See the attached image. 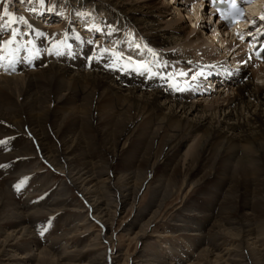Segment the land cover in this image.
I'll return each instance as SVG.
<instances>
[{
	"label": "bare ground",
	"instance_id": "1",
	"mask_svg": "<svg viewBox=\"0 0 264 264\" xmlns=\"http://www.w3.org/2000/svg\"><path fill=\"white\" fill-rule=\"evenodd\" d=\"M102 2L110 15L107 18L106 14L103 19L113 21L116 24L105 33L107 41L112 37L117 39V48L114 50L118 51L122 43L119 37L120 26L122 27L126 23L133 25L134 28L136 26L139 34L143 37V42L147 45L145 48V56L146 54L147 56L142 63H146L145 65L151 71L144 73L142 71L139 72L142 74L137 75L126 57L121 62L116 57H108L102 54L96 40H91L85 36L79 40V47H81L79 52L74 51V48L71 47L73 42L70 41L78 39L74 34L72 36V33H70L72 40H62L64 51L61 49L62 52L54 57L46 52L54 38L53 34L49 32L45 36L42 32L44 28L35 22L30 23L28 27L33 40L32 46L35 44L36 50L34 49V52L32 50L27 51L21 56L19 52L14 51L16 47L13 46L14 50L11 57L13 68L0 66V123L5 122L8 126H15L16 129V131L6 129L7 133L3 135V128H6V125L3 128L0 126V139H3V136L9 137L22 131L32 137V142L29 143L30 145H25L24 148L20 147V150L6 154L3 152L0 156V164L2 161L17 159L14 166L24 167L27 165V161H21V159L29 155L32 156V154L41 155L49 164L60 168L62 173H67L71 185L75 186L86 199L87 210L91 214L94 213L93 218L95 217L105 223L106 228L110 223L111 205L102 199L100 190L107 188L112 192L116 202L115 212L121 210L123 204L130 199L132 181L136 175V170H139L136 165H133L138 158L139 154L137 153L132 158L127 159L125 163V172L132 168L131 172L121 174L123 182H118L119 177L117 173H114L112 164L113 161L120 158L121 154L117 153L112 146L118 147L125 139L141 144V146L138 144L139 153L146 143V168L152 167L155 162H165L168 159L173 161L180 153L181 148L188 142L187 139L192 137L201 141L197 161L202 159L203 163V165H199L198 162L197 165L196 162L194 165L204 168L205 178L209 176L207 180L212 177L210 175L212 171L220 168V172L224 174L222 183H225L229 176L228 169L232 170V174L240 175L242 179L246 177V170L249 167L256 168L257 173H259V168L264 167V84L254 82L257 77L252 80V76L262 73L260 79L264 80V67L260 68L259 71L258 69L249 70L246 63L241 65L238 71H232L226 68L227 65L224 64L226 62L217 64L214 61L213 57L210 56L209 51H212L211 49L205 52L199 44L190 48L188 46L190 42L200 41V26L197 25H202L203 22L201 23L200 19L203 20L204 17L198 15V8L194 11L195 14L193 12L189 16L187 15L188 12L184 11L191 23L190 27L184 23L185 16L182 17V13L179 11L180 7L175 6L178 0H172L171 5L162 2V0H102ZM258 5L259 2L257 1L252 7L254 13L258 11ZM96 6L103 10L101 4ZM191 6L193 5L191 4ZM166 16L171 17V21H164ZM242 27L243 24L241 23L235 25L231 30L242 29ZM227 34L230 36V33L224 31L222 36L224 35L226 39ZM186 35L190 41L186 45L189 48L181 47V50L185 51L177 49V52L173 50L159 52L163 61L160 62L161 65L156 61V67L162 70L164 62H172L174 67L180 68L181 72H192L199 66H206L210 62L212 66L217 65L219 67L217 72L220 74L221 85L226 87L224 93L216 94L209 100L192 101L187 92L193 94L194 91L198 90L199 82L197 80H195L197 84L190 83L192 87H197L196 89L188 88L183 93L178 92L174 88L175 86L170 84V80L162 74L163 70L161 72L160 69L153 68L152 59L155 53L148 48L150 47L148 45L157 48L166 46L175 40L177 43V40L186 38ZM213 35L215 36L214 33L210 34V36ZM225 39L221 41L220 45ZM203 43H207L208 47L210 45L208 40L203 41ZM128 50L125 51L129 53ZM81 51L84 54L83 58ZM94 51L91 66L86 67L85 56L90 57ZM8 54H11V50L5 56ZM192 54L193 59L190 58ZM232 54L234 51L231 52ZM73 55L79 60H77L78 58L77 61L73 60ZM101 55L103 56L100 57ZM109 59L108 65L112 70L103 72L102 68L107 65L105 61ZM82 66L87 70L82 69ZM19 69L18 75L2 76L1 74L2 70L17 72ZM145 73L146 75H144ZM202 94L206 95L207 92L204 91ZM60 111L64 118L59 124H56L54 120ZM71 119L70 123L69 120ZM103 122L110 124L108 127L113 128V126L120 125L127 130L119 133L114 144L104 140L103 143H100L97 136L105 133L102 128H99ZM63 127H65L64 130ZM79 127L80 130L76 134ZM91 144L93 145L92 151L89 148ZM158 146L160 147V154L155 157ZM210 159L212 160L209 163ZM180 160L181 158L176 163ZM102 162L107 163L105 170L98 168ZM168 162L165 165H168ZM228 164L232 165L233 168H226ZM11 165L13 166V164ZM8 176L11 178V174ZM101 176H104L103 179ZM16 177L21 178L20 175ZM232 178L234 180L236 177L232 175ZM144 180L143 185L150 184L147 177ZM255 181V184L260 182L264 184V178H260V176ZM133 197L134 200L132 199L133 201L130 203L131 207L136 200V195ZM11 202L8 192L0 186V215L4 216L7 213L11 216V220L6 221L8 224L0 222V256L5 252L8 255L10 253L8 249L15 250L20 247L26 249L29 247V251L24 256L14 257L11 255L7 259L13 258L16 264H29V261L24 258L34 257L32 245L35 244L31 241V232L27 229L29 226L27 225L26 214L32 215V213L17 211ZM65 202L66 199L61 201L54 198L50 203L51 205L49 204L51 207L49 210L52 212L55 207L64 205ZM153 204H155L154 201H151L149 207ZM57 210L62 209H55V211ZM200 213L203 214L198 212L197 217L204 216V214L199 215ZM196 215L193 213L185 214V217H195ZM113 219L111 220L113 221ZM5 225H7L6 229H10L8 232H5ZM239 230L241 231V229ZM252 230L253 228L249 224H245V228L243 226L242 229L243 235L239 234L236 238L238 242L243 245L247 238L248 240L251 239L249 232ZM192 235L197 237L200 234L193 233ZM144 236L143 234L140 239ZM105 238L106 242H111L110 238ZM253 238L255 241L259 240L257 236H253ZM193 239L197 240L198 238L194 237ZM218 248L219 244H216L212 249L202 250L199 253V261H202L203 256H220L227 264H245V260L240 254L225 251L227 257L223 258L222 254L214 252ZM43 251L38 250L37 255L44 256L40 259L48 262L46 264H71L70 261H79L82 258L80 256L82 252L74 249L58 258L48 260L45 258L48 254ZM260 251H264V248ZM147 252V250H143L140 254V264L149 260L148 254H145ZM261 253L260 255L264 256V252ZM160 256L158 252L155 260L161 259L163 264H168L166 259ZM235 256H238V259ZM114 257L117 258L118 255Z\"/></svg>",
	"mask_w": 264,
	"mask_h": 264
},
{
	"label": "rangeland",
	"instance_id": "2",
	"mask_svg": "<svg viewBox=\"0 0 264 264\" xmlns=\"http://www.w3.org/2000/svg\"><path fill=\"white\" fill-rule=\"evenodd\" d=\"M162 2H167L168 5H171L172 0H162ZM100 4L103 10L96 6ZM181 4L182 1L178 0L175 6L180 7L179 11L182 13V17L185 16L184 23L191 27L189 18L186 17L184 11H187V15L189 16L192 14L194 8L191 4L186 6V8ZM105 7L102 0H45L43 5L39 3V0H33L31 3L26 2V0H7V2H5V0H0V14L3 13L4 9H7L10 14L16 17L22 16L27 21V24H25L17 20L7 30L0 31V42L7 41L11 38L13 29H19L22 33V35L16 37V40L12 44L4 47L2 52L10 53L11 48V54L6 56L0 55V57H3V59H0V64H6L4 65L5 67L9 65L8 67L13 68L11 63L12 51L14 50L13 46L16 47L15 49L19 48L18 52L20 55L35 49L36 45L34 44V46H32L33 40L30 28L28 27L30 23L35 22L37 25L44 28L42 32L45 36L49 32L53 34L54 38L52 42H50L49 49L46 52L54 57L59 55L57 53L64 51L62 40L67 39V41H69L71 35L73 36L74 34L78 39L70 41L73 42L71 47L72 49L74 48V51L79 52L81 48L79 47L80 39L85 37L91 40L95 39L99 44L98 47L101 49L102 54L108 57H116L114 53L122 54L127 58L126 60H128V62L130 58L131 62L129 63L132 68L134 67L133 70L137 72L135 73L137 75L142 74L139 72L143 71L142 69L146 64H143L142 61L146 59L145 57L147 56V54L145 56V48H147V45L143 42L142 35L139 34L136 26L134 28L133 25L127 23V25L124 24L122 27L120 26L119 37L122 43L118 51H115L114 49L117 48L118 44L117 39L112 37L113 39L110 38L111 40L108 39L109 41H107L105 33L111 26H115L116 24L113 23V21L108 20V22L107 19H103V16L106 14L107 18L110 17ZM258 7H260V5H258ZM173 10L177 11L175 9ZM170 18L171 17L166 16L163 20L169 22L171 21ZM7 20L8 17H3L0 23H5ZM201 26L204 27V23ZM97 29H99V31H97ZM209 32L210 31H207L205 27L202 28L199 38L200 41L195 40V42H190L186 35L187 39H179L177 43L175 40L172 42L173 45L170 43L171 45H164L158 48L153 45V47L148 45L150 46L148 48L155 53L152 59L154 63L152 64L153 68L160 69L156 67V61H158V64L163 61V57L159 52L169 50L176 52L178 50L185 51L181 50V47H186L187 49L188 46L192 48L198 44L201 47L203 45L205 46L203 40L206 39V34ZM70 33L72 34L70 35ZM20 45H23V47H20ZM208 48L207 46V49ZM104 49L108 51H102ZM1 50L2 47L0 48V51ZM22 50L23 52H21ZM125 50H128L129 53ZM94 54L95 51L90 57H88V55L85 56V62L87 63L86 67L91 66V60ZM220 54V49L214 51V59L220 58ZM81 56L82 58L84 56L82 51ZM102 56L103 55L100 57ZM192 57L193 54L190 55L191 59H193ZM72 58L73 60L75 59V61L79 60V58L77 57V59L74 55ZM120 61L122 62V60ZM169 61L171 60L169 59ZM105 62H107V65L102 68V71L112 70L108 65L110 59ZM82 69L87 70L83 68V66ZM162 70V74L170 80V84L174 85V88L179 92H183L182 89L184 86L181 85L179 81H182L183 84L188 77L190 78L194 75L191 72H188V77L181 75L183 72H181L179 67H174L172 62L163 63ZM196 70H192V72L194 73ZM19 72L20 69L17 72L1 71V74L2 76H11L18 75ZM144 72L145 71H143V73ZM199 72L200 71L196 73ZM144 75H146V73ZM260 75H262V73L252 76V80L254 77H257L254 82L257 81L260 84H264V80L260 79ZM206 81L207 83H204L203 86L206 88L211 87L210 89L214 90L213 86L216 82L212 81L210 84L211 79H207ZM221 92L224 93L225 91L221 89L215 93L211 92L210 97L205 96V99L197 94H193L196 98L191 97L190 100H209L211 97ZM63 118L64 115L60 111L54 121L56 124H59ZM71 121L72 119L69 120L70 123ZM4 123L5 122L0 123L2 128L6 125V128H3V135L7 133L6 129L16 131L15 126H8L7 123ZM108 126H110V124H106L105 122L99 126V128L105 131V133L97 136L100 139V143H103L104 140L114 144V142L117 141L119 133L127 130L120 125L117 127L113 126V128ZM64 129L65 127H63V130ZM79 130L80 127L77 128L76 134ZM4 137L5 136H3V139H0V141L5 142L0 144V156L3 152L6 154L15 150H20L24 148L25 145L32 142V137L22 131L16 132L12 136ZM197 140L198 138L190 137L187 139L188 142L186 145L181 148L180 153H178L179 155L177 154L175 159L171 158L174 159L173 161L168 159L165 160V162H155L154 165L149 168L145 167L147 159V151H145L147 147L146 143L145 146H142L143 150L141 149V153H139L140 150H138L141 144L129 139L123 140L118 147L113 145L112 148L116 149L117 153L119 152L121 154L119 156L120 158L113 161L112 164L114 166L113 170H115L114 173L118 174L119 183L123 182L121 174L126 170L125 163L127 159L132 158L137 153L139 155L133 165H136V168H139V170H136V175L134 174L135 177L132 181L133 185L130 199H128L123 206L121 205V210L115 212L114 207L116 202L114 196H112V192L107 188L100 190L102 199L108 205H111L109 213L110 223L107 228L104 225L105 223L101 220H97L95 217L93 218V216H95L94 213L91 214L90 211L87 210L88 203H86V199L75 186L71 185L67 173H62L60 168L49 164L41 155L32 154V156L29 155L30 157L27 156L21 159V161H27V165L24 167L14 166L17 159L7 161L8 163L2 161V164H0V186L8 192L10 202L12 201L11 205L17 211L28 214L32 213V215L26 214V216L28 218L27 225L29 226L27 229L31 232V241L35 244L32 245L35 255L34 257L28 256L24 259L28 260L29 264H46L48 262L40 259L44 256L40 254L37 255L38 250H44L43 252L48 254L45 258L52 260L76 249L82 252L80 253L82 258H80L79 261H70L71 264H140L141 260L139 256L143 250H147L148 252L145 254H148L149 260L144 264L148 262L149 264H163L161 259L155 260V256L158 252L162 256H160L161 258L166 259V263L168 264H227L220 256H203L202 261H199V253H201L202 250L212 249L216 244H219V248L214 250V252L222 254L223 258L227 257L226 252L232 251L233 254H240L245 260V264H264V256L260 255L262 254L261 252H264L260 251V249L264 248V184L262 182L255 184V179L259 176L260 178H264V167H262V169L261 167L259 168V173H257L256 168H247L246 177L248 178L244 177L243 179L240 175H237V173L232 174V170L228 169L227 173L229 176L225 183H222L224 174L220 172V168L219 170L212 171L210 174L212 177L207 180L209 176L205 178L206 173L204 168L197 166L198 162L199 165H203L202 159L197 161L199 145L201 143L200 140ZM89 148L92 151L93 145L91 144ZM159 154L160 147L157 148L154 156L157 157ZM179 158H181V160L176 163ZM211 160L212 159L209 160V163ZM167 161H169L168 165H165ZM196 162L197 165L195 166L194 164ZM11 164H13V166ZM223 164L225 165V162H223ZM98 166V168L105 170L107 163L102 162ZM226 168H233V166L228 164ZM131 169L132 168L125 173H130ZM10 174L11 178H14V180L9 178L8 175ZM231 174L236 177L234 180ZM17 175H20L21 178L16 177ZM103 177L104 176H101V179H103ZM145 177L149 179V185H143ZM253 177L254 179H252ZM201 182H203V184H200ZM135 195V205L132 203L133 206L131 207L130 203L134 200L133 196ZM54 198H58L61 201L62 199H66V202L64 205L55 207L51 212L49 210L51 209L49 204ZM151 201H154L155 204L149 207ZM60 208L62 210L55 211V209ZM198 212H202L204 216L197 217L196 214ZM191 213L196 216L189 218L185 217V214ZM203 214L200 213L199 215ZM0 217H2L0 218V222H5V224H8L6 222L7 220H11V216L7 213H5L4 216L0 215ZM111 219H113V221ZM245 224H249L253 230L249 232V238L251 239L248 240L247 238L246 243L242 245L236 238L239 234L243 235L242 229L243 226L245 228ZM6 228L7 225L4 226V229ZM239 229H241V231ZM9 230L10 229H6L5 232ZM193 233H199L200 235L196 237V235H192ZM143 234L145 235L144 238L142 237L140 239ZM152 235L153 237H151ZM253 236H257L259 240L255 241ZM105 237L110 238L111 242H106ZM194 237L198 239H193ZM139 239L140 241H138ZM111 244H113L112 249ZM22 248H16L15 250L8 249L10 252L8 255H6L7 253L5 252L0 256V264H16L13 258L7 259L11 257V255H14V257L24 256L29 251V247L26 249ZM115 255H118V257L115 258ZM235 257L238 259V256ZM206 259L207 261H205Z\"/></svg>",
	"mask_w": 264,
	"mask_h": 264
},
{
	"label": "snow or ice",
	"instance_id": "3",
	"mask_svg": "<svg viewBox=\"0 0 264 264\" xmlns=\"http://www.w3.org/2000/svg\"><path fill=\"white\" fill-rule=\"evenodd\" d=\"M5 2H7V0H5ZM26 2L31 3V2H33V0H26ZM213 2L214 3H223V2H225V0H213ZM244 2H248V0H241V3H244ZM39 3L41 5H43L45 3V0H39ZM3 17H8V20L5 23H0V31L7 30L17 20H19L22 23L27 24V21L24 19V17H22V16L21 17H16V16L10 14L7 11V9H4L3 13L0 14V20H2ZM259 19L264 20V16H261ZM253 23H255V21H253ZM97 31H99V29H97ZM19 35H22V33L20 32V30L19 29H13L12 30L11 38L9 40H7V41L0 42V47H7L8 45L12 44L16 40V37L19 36ZM20 47H23V45H20ZM14 51H17L18 52L19 51V48L15 49ZM102 51L107 52L108 50L107 49H104ZM57 54H60V53H57ZM114 55H116V59L118 61L125 59V57L122 54H116V53H114ZM0 59H3V57H0ZM129 62H131L130 61V58H129ZM142 70L143 71H150V69L148 68L147 65H144V67H143ZM181 75L187 76L188 73H181ZM202 75H203V72L195 73L192 76V80L195 81L199 76H202ZM2 143H5V142L4 141H0V144H2Z\"/></svg>",
	"mask_w": 264,
	"mask_h": 264
}]
</instances>
